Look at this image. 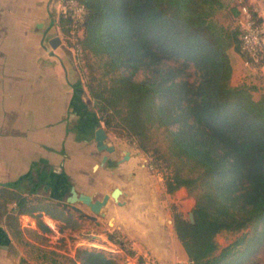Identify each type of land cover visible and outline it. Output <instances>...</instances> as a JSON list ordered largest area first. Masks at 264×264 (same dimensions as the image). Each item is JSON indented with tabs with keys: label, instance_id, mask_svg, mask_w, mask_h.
I'll return each instance as SVG.
<instances>
[{
	"label": "trees",
	"instance_id": "16d2710c",
	"mask_svg": "<svg viewBox=\"0 0 264 264\" xmlns=\"http://www.w3.org/2000/svg\"><path fill=\"white\" fill-rule=\"evenodd\" d=\"M77 1L85 8L76 27L84 29L79 43L103 69L98 77L96 66L89 65L98 121L107 132L122 128L171 168L165 182L169 193L186 187L196 196L194 224L181 212L174 216L189 259L194 264H236L232 256L240 251L234 253L235 246L213 256L215 236L264 223V86L231 82L238 57L250 60L264 81L261 64L242 49L235 24L246 3ZM221 13L228 14L227 21L220 20ZM61 19L74 29L72 13ZM16 204L18 214L32 211L23 195L16 196ZM77 257L82 264H116L103 251L79 249Z\"/></svg>",
	"mask_w": 264,
	"mask_h": 264
},
{
	"label": "crops",
	"instance_id": "0c3cea01",
	"mask_svg": "<svg viewBox=\"0 0 264 264\" xmlns=\"http://www.w3.org/2000/svg\"><path fill=\"white\" fill-rule=\"evenodd\" d=\"M238 1H244L255 11L264 27V0ZM63 3L64 0H0V52L4 51L7 56L1 58L0 53V105L2 108V104L6 106L5 112L0 111V120L10 119V114L18 112L17 120L27 122V126L18 124L16 127L24 130L27 145L36 144L27 150L31 156L23 167L24 175L19 178L24 176L26 184L27 177L37 172L47 178L45 182L50 187L51 178L57 172L65 178L67 176V181L79 191L97 198H102L115 187L121 188L119 200L122 204L111 199L101 216L113 214L109 222L113 219L111 223L115 222L118 233L131 241L138 254L149 255L155 264L185 262L189 260L187 251L177 237L174 225L168 224L166 202L154 190L146 166L133 159L131 154L130 159H121L117 151L102 164L106 154L96 148L93 139L94 131L100 125L98 115L81 100L83 90L71 55L61 44L57 48L50 44L54 37L61 36L58 20ZM242 17L243 14L239 19ZM18 26L22 27L19 33L16 31ZM16 40L23 42L17 46L19 52L13 54L9 46ZM18 56L21 59L27 57V71L11 61L12 57ZM25 71L27 82L21 81L24 74L17 77V73ZM21 86H24L23 92ZM30 120L34 121L32 129L37 130L36 133L30 132ZM49 120L55 121L48 123ZM59 125L61 132L52 134L54 126ZM46 129L48 133L41 132ZM34 135L39 136L37 141L32 140ZM56 166L62 169L58 171ZM5 236L0 229V264H14L15 256L4 250Z\"/></svg>",
	"mask_w": 264,
	"mask_h": 264
},
{
	"label": "rangeland",
	"instance_id": "374dc122",
	"mask_svg": "<svg viewBox=\"0 0 264 264\" xmlns=\"http://www.w3.org/2000/svg\"><path fill=\"white\" fill-rule=\"evenodd\" d=\"M62 9L64 10L63 5L61 11ZM62 15L67 14L60 13L58 20L62 30L60 36L62 39L61 46L67 54L71 55L70 58L75 65L83 90L81 100L85 102L91 111L99 115V104L89 90V83L93 74L89 65L94 64L96 66L95 74L98 77L101 76L103 69L99 65V59L92 54L87 55V53L84 57L85 68L82 67L83 65L79 63L77 52L74 48L75 39L73 36L75 33V36L83 38L84 29L79 31L72 30L68 23L62 20L63 18L61 19ZM219 18L225 22L228 14L221 13ZM21 28L17 27V33L22 31ZM13 42L15 44L9 47L13 50V54L18 53L19 51L16 50L18 49L17 46L23 41L16 40ZM0 53L1 58L7 57L4 51ZM11 59V61L14 60L16 62L17 66L22 65L25 69L27 68V57L21 59L18 56L15 59L13 57ZM98 61L99 63H97ZM245 61L240 57L236 59L232 84L237 85L247 82L264 86V81L256 73V69L245 63ZM98 65L99 67H97ZM260 68L264 74V68ZM21 70L19 69L18 71ZM26 71L25 73H17V77H22V74H24L25 80L22 79L21 81L27 82ZM190 73V79L193 80L195 78L193 68H190ZM138 77H141V74ZM20 90L23 92L24 86H21ZM4 91L6 92L5 88ZM25 92L27 91L25 90ZM2 105L4 108L0 105V111L5 112L6 106ZM122 109L126 110V107L124 106ZM10 115V119L0 120V229L6 233L5 241L7 242L4 243V250H9L11 255L15 256L16 261L14 264H73V261H76L77 264H82L77 257L79 249L103 251L107 257L114 259L116 264H148L153 261L149 255L138 254L133 248L131 241L118 233L115 222L110 223L111 220L109 222L113 214L108 213L104 217L96 215V220L93 221L87 217L79 216L76 211L69 210L67 207L64 210L54 209L52 208L54 204L48 202L47 198L44 197V195H50V192L54 193V185L49 187L48 193H45L41 187L37 188L34 193L27 195V183L23 182L26 180L23 178L24 176L19 177L24 175L23 167L27 165V160L31 156L27 150L34 148L32 145L35 142H31L30 146L26 144L25 139L27 136L23 135L24 130L19 129L20 127L18 128L16 125L27 126V122L17 120L18 112ZM54 121L49 120L48 123ZM28 123L31 126L30 132H32V128H34L32 123L34 121L30 120ZM100 125L105 128L103 121H100ZM59 127L61 128L60 125L54 126L52 134L60 133ZM47 130H42L41 132ZM36 132L37 130L33 131L32 134ZM46 133L48 132L44 134ZM37 139H39V136H32L33 141H37ZM108 142L116 147V151L119 154L118 157L122 158L126 152H129L133 159L146 166L145 171L151 177V182L155 187L154 190L159 193V198L166 202V208L169 212L168 224L174 225L176 211L181 212L186 219H189L190 212L196 207L197 198L186 187H180L173 193L167 191L165 182L172 172L171 168H168L162 159L159 160L156 154L145 152L136 141L132 140L130 135L119 127L108 130ZM77 149L82 150L80 147ZM39 150L42 153L46 152L42 147H39ZM34 152L36 154L35 150ZM101 153L108 154L106 151H101ZM76 177L72 178V180L75 181ZM18 195H23L27 198V209L32 210L29 214H18V206L16 204V196ZM79 206L90 211L83 203ZM34 207H37V209H33ZM41 223L47 226L48 230L43 228ZM215 241L218 248L213 256H219L224 249L235 246L234 253L240 251L236 256H232L237 262L236 264H264V223H260L257 226H249L240 231H222L215 236ZM238 241L240 243L237 244Z\"/></svg>",
	"mask_w": 264,
	"mask_h": 264
},
{
	"label": "built area",
	"instance_id": "2783aa9c",
	"mask_svg": "<svg viewBox=\"0 0 264 264\" xmlns=\"http://www.w3.org/2000/svg\"><path fill=\"white\" fill-rule=\"evenodd\" d=\"M64 10L62 9V14L72 13L75 21L74 30H76L77 23L84 20L85 8L77 0H67L63 3ZM243 17L237 22V26L240 29L239 38L242 44V49L251 57V59L261 64V67L264 68V27L263 24H259L254 18L249 8L244 5L241 8ZM75 44L74 48L77 52V57L79 63H81L85 68L84 57L85 53L83 48L79 43V37L74 36ZM250 60H246L245 63L250 65ZM147 264V263H146ZM148 264H155V261H151ZM175 264H194L190 259L182 262L179 261Z\"/></svg>",
	"mask_w": 264,
	"mask_h": 264
},
{
	"label": "water",
	"instance_id": "95a60500",
	"mask_svg": "<svg viewBox=\"0 0 264 264\" xmlns=\"http://www.w3.org/2000/svg\"><path fill=\"white\" fill-rule=\"evenodd\" d=\"M50 44L53 48H57L61 44V38L54 37L50 41ZM107 138V130L104 127H97L95 132V141L97 149L100 151L107 150L108 152H113L115 147L107 141ZM129 157L130 153L127 152L125 159H129ZM107 159L108 156L105 155L102 159V164H104ZM98 166L99 165H96L95 167ZM56 169L59 171L62 168L60 166H56ZM71 193L72 194L67 198V202L74 205V209L78 210V208L75 206L76 203H83L84 205L89 207L95 215H104L103 209L111 199H114L119 204H122V202L119 200V197L122 194V190L119 187H115L110 193H107L102 198L97 199H95L94 196L91 194L83 192L79 193L75 187L71 188ZM189 219L191 223H195V216L193 211L190 212Z\"/></svg>",
	"mask_w": 264,
	"mask_h": 264
},
{
	"label": "flooded vegetation",
	"instance_id": "af4514ba",
	"mask_svg": "<svg viewBox=\"0 0 264 264\" xmlns=\"http://www.w3.org/2000/svg\"><path fill=\"white\" fill-rule=\"evenodd\" d=\"M97 127H101V126L99 125ZM96 129L94 131V138H93L94 140H95ZM107 141H108V138H107ZM95 143H96V141H95ZM96 148H97V145H96ZM103 151H106V153H108L106 155L108 156V159H109V154L115 153L116 152V147H115L113 152H108L107 150H103ZM126 155H127V152L125 153V155H123V157L121 159H125ZM108 159H107V161H108ZM129 159H130V157H129ZM126 160H128V159H126ZM46 179L47 178L44 179L39 174L37 175V172H35V173L33 172L31 175H29L27 177V195H29L30 193H34L37 190V188H39V187H42L44 192L48 193V189L47 188H49V187L47 186V184L45 182ZM51 180H52V185L55 186L54 187L55 191H54V193H49L50 195H44V197L47 198L48 202H51V203L54 204V205H52L53 206L52 208L64 210L67 207L69 210L72 209L73 211H76L78 213V215L81 216V217H87V218H89V219H91L93 221L96 220L97 216L90 210L89 207L88 208L90 210L89 211L90 213L86 212L84 209H82L79 206L81 203H76L75 204V206L78 208V210H76V209H74V205H72V204L67 202V198L72 194L71 193V188L72 187L76 188V186L74 184H72L71 182L67 181L68 180L67 176L65 178L63 175H59L56 172L55 176H52ZM76 190L79 193H82L77 188H76ZM83 193H85V192H83ZM87 194H89V193H87ZM95 199H97V198H95ZM84 206H86V205H84Z\"/></svg>",
	"mask_w": 264,
	"mask_h": 264
},
{
	"label": "bare ground",
	"instance_id": "6f19581e",
	"mask_svg": "<svg viewBox=\"0 0 264 264\" xmlns=\"http://www.w3.org/2000/svg\"><path fill=\"white\" fill-rule=\"evenodd\" d=\"M112 221V220H111ZM114 222V221H113ZM111 223V222H110Z\"/></svg>",
	"mask_w": 264,
	"mask_h": 264
}]
</instances>
